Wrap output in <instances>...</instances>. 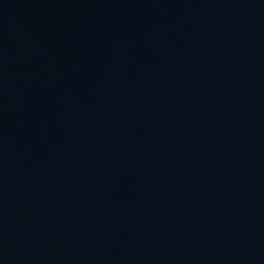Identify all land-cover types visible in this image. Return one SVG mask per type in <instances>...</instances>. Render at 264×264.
<instances>
[{"label":"water","instance_id":"1","mask_svg":"<svg viewBox=\"0 0 264 264\" xmlns=\"http://www.w3.org/2000/svg\"><path fill=\"white\" fill-rule=\"evenodd\" d=\"M0 264H264V0H0Z\"/></svg>","mask_w":264,"mask_h":264}]
</instances>
